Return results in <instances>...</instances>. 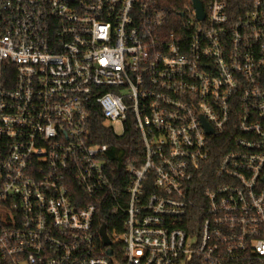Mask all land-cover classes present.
<instances>
[{
    "label": "built area",
    "instance_id": "1",
    "mask_svg": "<svg viewBox=\"0 0 264 264\" xmlns=\"http://www.w3.org/2000/svg\"><path fill=\"white\" fill-rule=\"evenodd\" d=\"M192 1L0 0V264H264V0Z\"/></svg>",
    "mask_w": 264,
    "mask_h": 264
},
{
    "label": "trees",
    "instance_id": "2",
    "mask_svg": "<svg viewBox=\"0 0 264 264\" xmlns=\"http://www.w3.org/2000/svg\"><path fill=\"white\" fill-rule=\"evenodd\" d=\"M189 1L190 0H163L161 4L170 11L173 17H176L177 10L181 8L183 3ZM94 132L98 134V141L105 142L108 145L106 162L108 169H110L111 179L115 178L118 174L124 175L125 161L129 158H133L135 153L140 149L137 132L134 129L128 128L119 136L113 134L110 129L102 125H96L94 127ZM97 220V227L104 223L109 233L115 228L112 217L103 209L99 211ZM116 227L120 229V224Z\"/></svg>",
    "mask_w": 264,
    "mask_h": 264
},
{
    "label": "water",
    "instance_id": "3",
    "mask_svg": "<svg viewBox=\"0 0 264 264\" xmlns=\"http://www.w3.org/2000/svg\"><path fill=\"white\" fill-rule=\"evenodd\" d=\"M192 3H193V6L196 9L197 17L198 18H203L204 13H203V9H202L200 0H193ZM99 231H100V235L102 237L103 245L109 246L111 244V241H110V238H109V236L107 234V228H106V225L104 223L101 224ZM111 252H112L111 248L108 247L107 253L110 254Z\"/></svg>",
    "mask_w": 264,
    "mask_h": 264
},
{
    "label": "rangeland",
    "instance_id": "4",
    "mask_svg": "<svg viewBox=\"0 0 264 264\" xmlns=\"http://www.w3.org/2000/svg\"><path fill=\"white\" fill-rule=\"evenodd\" d=\"M117 129H118V131H120V128H119V126H117Z\"/></svg>",
    "mask_w": 264,
    "mask_h": 264
}]
</instances>
